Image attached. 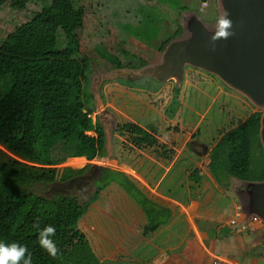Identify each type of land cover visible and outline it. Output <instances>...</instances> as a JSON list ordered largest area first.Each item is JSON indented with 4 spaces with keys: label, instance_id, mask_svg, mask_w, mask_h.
I'll return each instance as SVG.
<instances>
[{
    "label": "crops",
    "instance_id": "crops-1",
    "mask_svg": "<svg viewBox=\"0 0 264 264\" xmlns=\"http://www.w3.org/2000/svg\"><path fill=\"white\" fill-rule=\"evenodd\" d=\"M117 80L90 91L96 101L89 116L106 132L103 153L59 165L95 169L87 185L65 189L76 195L91 188L93 195L99 176L110 172L111 181L78 223L98 264H264V226L249 233L230 224L241 215L240 179L224 177L218 184L209 168L213 147L237 124L203 122L222 95L220 113L230 107L238 112V91L197 68L153 86ZM127 182L134 185L131 193L124 189ZM141 201L170 211L168 221L145 233Z\"/></svg>",
    "mask_w": 264,
    "mask_h": 264
},
{
    "label": "trees",
    "instance_id": "trees-1",
    "mask_svg": "<svg viewBox=\"0 0 264 264\" xmlns=\"http://www.w3.org/2000/svg\"><path fill=\"white\" fill-rule=\"evenodd\" d=\"M25 1L0 0V11L8 2L22 8ZM65 2L51 0L0 39V242L27 246L32 264H98L78 223L111 181L110 172L105 171L92 198L84 201L70 192L50 197L39 193L46 185L88 169L59 167L67 158L100 156L105 145L103 125L98 120L93 124L89 116L93 93L82 80L85 56L78 52L76 57L73 52L67 56L57 46L58 35L67 33ZM178 34V30L173 33ZM86 107L89 110L83 114ZM261 114L259 110L250 113L213 147L209 168L218 184L224 177L264 179ZM132 188L131 182L124 183L129 193ZM139 205L147 216L145 233L165 224L171 214L155 204L151 209L143 201ZM37 220L41 228L55 227L52 239L60 249L56 258L40 248Z\"/></svg>",
    "mask_w": 264,
    "mask_h": 264
},
{
    "label": "rangeland",
    "instance_id": "rangeland-1",
    "mask_svg": "<svg viewBox=\"0 0 264 264\" xmlns=\"http://www.w3.org/2000/svg\"><path fill=\"white\" fill-rule=\"evenodd\" d=\"M50 1L26 0L22 8H13L10 2L6 3L0 11V39ZM222 14L220 0H66L63 15L67 33L61 32L58 35L57 46L63 48L67 56L72 52L74 56L75 52H78V56H85L82 80L94 92L104 75L118 70L138 71L144 66L158 63L170 42L189 34L187 25L192 17L198 18L208 30H215L216 18ZM176 30L179 34L174 36ZM185 69L193 67L187 65ZM128 79L117 81L121 84L147 86L159 83L150 76L134 81ZM113 80L105 79L103 82ZM236 95L243 102L241 108L238 107V112L236 110L234 114L230 107L220 113L221 105L226 100L222 95L209 110L203 125L212 119H224L223 122L229 119L227 126H231L254 111H264V107L254 105L240 92ZM93 100L96 101L91 99L89 107L95 103ZM88 110L86 107L82 113L86 114ZM76 162L75 165H78L83 160ZM243 183L238 180L237 188H242ZM44 187L39 193L48 197L57 192H67L63 186L54 182ZM91 192L92 188L86 193L80 192L78 197L89 198L92 196Z\"/></svg>",
    "mask_w": 264,
    "mask_h": 264
},
{
    "label": "water",
    "instance_id": "water-1",
    "mask_svg": "<svg viewBox=\"0 0 264 264\" xmlns=\"http://www.w3.org/2000/svg\"><path fill=\"white\" fill-rule=\"evenodd\" d=\"M223 13L233 22L235 35L216 41V50L209 43L214 30H208L196 17L187 28L189 34L168 44L158 63L138 71L118 70L104 75L133 80L150 76L158 81L180 79L185 66L201 69L217 76L232 89L247 97L254 105L264 107V0H220ZM260 141L264 150V111L260 117ZM244 215H258L264 221V179L244 181L240 189Z\"/></svg>",
    "mask_w": 264,
    "mask_h": 264
},
{
    "label": "clouds",
    "instance_id": "clouds-1",
    "mask_svg": "<svg viewBox=\"0 0 264 264\" xmlns=\"http://www.w3.org/2000/svg\"><path fill=\"white\" fill-rule=\"evenodd\" d=\"M233 22L229 18V13L225 11L222 15L216 18V27L213 34L210 36V45L212 51L216 50V41L227 40L234 36L232 31ZM37 229V241L40 246L50 257L56 258L60 252L56 242L52 237L55 236L56 229L51 225L40 227V222L37 220L34 224ZM32 264V255L27 246L18 242L6 243L0 242V264Z\"/></svg>",
    "mask_w": 264,
    "mask_h": 264
},
{
    "label": "built area",
    "instance_id": "built-area-1",
    "mask_svg": "<svg viewBox=\"0 0 264 264\" xmlns=\"http://www.w3.org/2000/svg\"><path fill=\"white\" fill-rule=\"evenodd\" d=\"M241 210V215L238 218H232L230 220L231 225L240 226L242 229L249 233L255 232L260 226H264V221L256 214H251L248 216L244 215V210L242 207L239 208ZM264 250V243H263Z\"/></svg>",
    "mask_w": 264,
    "mask_h": 264
},
{
    "label": "flooded vegetation",
    "instance_id": "flooded-vegetation-1",
    "mask_svg": "<svg viewBox=\"0 0 264 264\" xmlns=\"http://www.w3.org/2000/svg\"><path fill=\"white\" fill-rule=\"evenodd\" d=\"M95 173V169L94 170H89L87 169L85 172L81 173V174H77L69 179H67L66 181H63V189H68L70 187H72V185H74V183H76L79 187L80 186H84L87 185V182H89L91 180V178L94 176ZM59 190V189H58Z\"/></svg>",
    "mask_w": 264,
    "mask_h": 264
}]
</instances>
